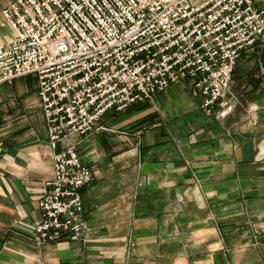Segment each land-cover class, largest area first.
Here are the masks:
<instances>
[{
  "label": "crops",
  "instance_id": "0c3cea01",
  "mask_svg": "<svg viewBox=\"0 0 264 264\" xmlns=\"http://www.w3.org/2000/svg\"><path fill=\"white\" fill-rule=\"evenodd\" d=\"M13 1L0 0V45L12 34L1 12ZM246 60L234 71L233 109L216 122L177 84L155 98L165 119L175 98L191 95L189 111L172 117L175 128L153 114L148 131H127L138 119L130 108L100 122L125 137L78 139L93 173L80 191L91 233L85 245L68 238L36 244L52 163L38 81L0 84V264H264V233L255 239L251 232L264 222V91Z\"/></svg>",
  "mask_w": 264,
  "mask_h": 264
},
{
  "label": "built area",
  "instance_id": "2783aa9c",
  "mask_svg": "<svg viewBox=\"0 0 264 264\" xmlns=\"http://www.w3.org/2000/svg\"><path fill=\"white\" fill-rule=\"evenodd\" d=\"M1 14L12 34L0 45V84L37 78L51 151L38 245L90 241L80 191L93 173L77 146L107 131L105 114L154 108L157 95L185 84L202 116L222 119L236 102L238 62L264 52V0H14ZM251 232L257 239L264 222Z\"/></svg>",
  "mask_w": 264,
  "mask_h": 264
},
{
  "label": "rangeland",
  "instance_id": "374dc122",
  "mask_svg": "<svg viewBox=\"0 0 264 264\" xmlns=\"http://www.w3.org/2000/svg\"><path fill=\"white\" fill-rule=\"evenodd\" d=\"M263 54H264V52H263ZM263 54H261L260 57H256V58H254L253 56H247L246 57V58H248V60H246L247 61V66H248V68H250L252 70V72L255 69V67H257V72H258V68H259L258 61L262 64V62H263V57H262ZM179 85H181V84H179ZM183 86H185V84H183ZM189 90H190L191 95L195 99V96L193 95V92L191 91L190 88H189ZM191 95L186 93L184 95L181 94L179 98L178 97L175 98L174 99L175 105H173V106H175V110H173V111L171 110L170 111V113H171L170 116H172V117L177 116V119L182 118V115L185 114L184 110H186V112L189 111V109H187V108L190 105V103H193L191 101V99H190ZM194 104L196 106V101H195ZM131 110H133L132 111L133 116L138 118L137 120L134 121L133 125L130 124V127L127 129V131L134 130L133 133L139 132L141 134V132L144 133V132L148 131L150 129V127H151V122L153 121V119L156 118V117H152L153 114H157V115L160 114V119L161 120L163 119V122H165V124L169 122L171 129L175 128L174 125L175 126L178 125L177 122H175L176 119H173L172 117L164 119V117H165L164 115H166V114L164 113V110H163V112L160 110V107H158L156 102H155V107L154 108H152L151 106H149L147 104H142L141 106H139V108L135 107V108H133ZM127 111H129V110H127ZM238 111L239 112H236V114L234 116L235 119L238 118L242 114V110H238ZM146 112H149L150 114L149 113L148 114H143V113H146ZM162 114H164V115H162ZM205 118L207 120H209V121L216 122V120L214 118H208L206 116H205ZM103 127L106 128L105 126H103ZM106 129H107V131H103V132H110L109 134H115L116 133L115 135H119L120 134V136H122V137H125L123 135H126L125 132H120V131H115V130L110 131L108 128H106ZM100 133H102V132H100ZM115 141L116 140L112 141L111 144H114ZM116 142H117V144H120L119 140H117ZM125 143L127 144L126 141H125Z\"/></svg>",
  "mask_w": 264,
  "mask_h": 264
},
{
  "label": "trees",
  "instance_id": "16d2710c",
  "mask_svg": "<svg viewBox=\"0 0 264 264\" xmlns=\"http://www.w3.org/2000/svg\"><path fill=\"white\" fill-rule=\"evenodd\" d=\"M233 76H234V74H233ZM135 107H136V106H135ZM135 107H133V108H135ZM133 108H132V109H133Z\"/></svg>",
  "mask_w": 264,
  "mask_h": 264
}]
</instances>
